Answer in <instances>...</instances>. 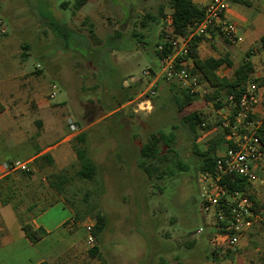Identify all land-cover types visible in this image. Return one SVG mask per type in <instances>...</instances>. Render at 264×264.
<instances>
[{
  "label": "rangeland",
  "instance_id": "374dc122",
  "mask_svg": "<svg viewBox=\"0 0 264 264\" xmlns=\"http://www.w3.org/2000/svg\"><path fill=\"white\" fill-rule=\"evenodd\" d=\"M62 1L0 0V28H5L0 37L30 46L31 68L39 61L46 78L57 86V95L50 99L57 107L56 115L63 123L73 115L79 126L77 135L87 133L85 143L76 140L77 135L69 141L71 150L85 145L97 163L96 182L77 181V196L68 194L85 215L72 225L78 243L46 264H264V154L258 166L262 183L251 188L259 201L257 218L237 252L217 249L214 255V225L203 210L199 159L194 152V144L206 150L221 134L222 115L216 111L215 102L201 93L207 91L206 84L199 80V97L193 107L184 110L203 113L205 126H198L196 131L183 122L169 80L157 81L160 91L154 95L150 111L137 109L138 95L151 80L142 79V66L159 68L155 49L167 40L165 32H170L168 18L155 23L148 15L157 16L163 5L169 17L170 0H102L99 5L87 4L81 10L62 7ZM116 32L124 38H112ZM132 77L137 80L132 89L137 94L131 103L114 115H103L121 83L124 87V80L130 85L135 83ZM158 129L176 134L173 147L187 165L186 170L175 167L174 175L165 174L158 180L161 188L151 184L136 167L139 147ZM76 163L78 166L79 159ZM33 168L30 165L31 176L24 171L15 173L20 177L17 185L30 181L41 187L51 168ZM87 189L93 193L82 203ZM24 204L18 209L19 218L30 222L42 207L28 208ZM99 211L105 216L106 226L98 240L91 243L86 224L95 222ZM59 215L64 211L56 209L49 217ZM94 245L98 246L96 256L90 254Z\"/></svg>",
  "mask_w": 264,
  "mask_h": 264
},
{
  "label": "crops",
  "instance_id": "0c3cea01",
  "mask_svg": "<svg viewBox=\"0 0 264 264\" xmlns=\"http://www.w3.org/2000/svg\"><path fill=\"white\" fill-rule=\"evenodd\" d=\"M101 1L91 0L87 4L95 6ZM193 1L205 6L211 0ZM61 6L74 7V1L63 0ZM227 14L236 24L241 40L232 42L219 30L212 29L198 44L199 56L202 59L226 56L232 64H222L217 74L229 80L234 78L235 68L249 60L254 67L252 77L260 80L264 87V49L260 46V38L264 34V0H234L230 3ZM52 24L56 25L54 22ZM2 29L5 28H0V35ZM111 37L117 40L124 38L118 32ZM19 45L6 37H0V162L20 160L28 162L36 171H40L43 168L38 167L36 161L42 155L49 154L54 164L45 165L44 169L46 167L51 169L44 176L41 187L33 186L30 181L26 183L22 181L20 187L17 185L20 177L14 176L16 172L8 175V180L1 179L0 264H43L62 255L66 248H72L78 243L74 237L75 232L72 231L74 229L72 225L75 224L74 214L66 198L68 194L79 191L77 181L80 183L86 181L77 174L81 165L78 163L77 166V155L71 150L69 143L77 132L72 133L66 124L69 117H73L76 123L77 120L73 115H69L63 123L56 115L57 107L51 104L50 99L57 93L51 97L49 92V89L53 90V81L46 78L39 61L31 68L28 62L30 46ZM37 64L41 66L38 68ZM185 64L187 68L192 67V59L185 60ZM147 65L151 66L153 71L157 70L154 66ZM145 66H142V70ZM144 78L146 77L142 75V79ZM132 80L135 83L130 85L129 80H124V85L133 89L137 80L133 77ZM130 92L137 94L136 91ZM130 103L131 100L120 108ZM195 103L190 106L193 107ZM120 108L109 114L114 115L113 113L118 112ZM216 111L222 117L232 111V102L229 98L228 101H224L223 106L216 107ZM260 111L259 107L256 108L257 114L254 117H259ZM220 131L221 134L214 141L216 155L224 151V135L221 128ZM40 173L43 175L42 171ZM23 183L25 184L22 185ZM24 202L28 204L26 205L28 208L42 207V210L30 218V223L34 227H42L47 232L36 243L27 237L20 223L18 209ZM56 209L64 211V215H59L58 218L49 217Z\"/></svg>",
  "mask_w": 264,
  "mask_h": 264
},
{
  "label": "built area",
  "instance_id": "2783aa9c",
  "mask_svg": "<svg viewBox=\"0 0 264 264\" xmlns=\"http://www.w3.org/2000/svg\"><path fill=\"white\" fill-rule=\"evenodd\" d=\"M234 0H211L204 6L203 19L186 35L168 33L167 40L171 50L159 59V68L155 71L147 65L142 75L151 79L148 88L138 97L137 109L148 110L153 108L152 97L156 94L159 79L179 80L191 93L199 92V80L192 77L185 64L186 57L191 49V40L194 36H205L210 30H219L225 38L238 42L241 37L236 24L229 18L227 9ZM4 32L5 29H2ZM162 50L163 46L160 45ZM41 65L37 64L39 68ZM51 97L56 95V85H52ZM206 93V90L201 91ZM233 101V96H229ZM260 108L259 117H254ZM264 120V87L254 77L247 83L246 89L239 98L237 110L230 111L221 119L220 128L224 135V151L217 155L212 170L199 172V195L204 212L213 220L214 233L211 238L213 250L220 249L225 253H235L246 232L257 218L254 201L250 193L245 190H230L222 180L225 176L238 175L246 178L252 185L262 183L258 173L259 162L264 154V144L257 134V130ZM72 133L79 131L73 117L67 119ZM205 126L203 122L201 124ZM28 162L20 160H5L0 162V180L17 171H29ZM75 222V220H73ZM95 222L86 224L89 232V241H95L92 229ZM202 228L200 229V232Z\"/></svg>",
  "mask_w": 264,
  "mask_h": 264
},
{
  "label": "trees",
  "instance_id": "16d2710c",
  "mask_svg": "<svg viewBox=\"0 0 264 264\" xmlns=\"http://www.w3.org/2000/svg\"><path fill=\"white\" fill-rule=\"evenodd\" d=\"M75 10H80L91 0H73ZM170 6L172 12L167 17L164 13V6L160 5L158 9V15H148L155 23L163 22L164 19L168 18L172 34L186 35L193 27H195L204 17V6H200L193 0H170ZM165 34L169 35L165 32ZM134 36H138L137 33H133ZM203 39V36H194L191 40V49L189 54L184 57V60L192 59V67H188L189 73L192 77L202 80L207 83V91L205 93V98L215 102V106L220 108L223 106L224 101H228L229 96H233L232 101V111L237 110V103L239 98L246 89L249 79L252 77L254 72V67L251 61L246 60L235 68L234 78L229 80L227 78H222L217 74L218 68L226 63L231 65V61L226 56H221L218 58L208 57L202 59L198 54V44ZM162 45L163 49L160 50L159 46ZM260 46L264 49V34L260 38ZM171 50V44L168 40L164 41L162 44H158L155 49V54L158 59L163 57L166 53ZM256 81L261 85L260 80ZM169 90L171 91L172 98L177 104L178 112L181 114L183 122H186L192 131H196L198 126L204 122L203 113L198 110H192L190 112L184 113L185 108L192 105L199 97L197 92L191 93L190 89L184 87L182 83L177 80H170ZM132 87H124L121 83L120 87L111 96L114 99L110 103L106 110L102 113L107 115L114 110L120 108L124 103L130 101L134 97V93H131ZM160 91V88L156 87V93ZM154 96L152 97L153 102ZM115 111L113 114H116ZM257 134L264 144V120L261 126L257 130ZM76 140L81 143L87 141V133L82 132L77 135ZM176 134L173 131H165L163 129H158L149 134L148 139L141 144L139 147V158L136 163V167L148 178L151 184H156L159 186L158 180H161L165 174L174 175V168L178 170H186L187 165L183 163L178 152L174 149L173 145L175 143ZM77 158L80 161L81 168L78 171V175L89 183H95L97 180V163L95 160L89 156L87 147L85 145L74 147ZM194 152L199 159L198 170H212L214 168L215 161L217 159L215 142L212 141L208 149L202 151L194 144ZM36 164L40 168H44L45 165L53 166L54 160L49 154L42 155ZM166 165L163 167V165ZM172 166V167H171ZM168 168V169H167ZM26 175H32V171H24ZM4 181L9 179V176L3 178ZM0 180V187H1ZM223 183H227L230 190H245L250 193L251 198L254 201V209L258 211L257 207L259 201L256 199L255 194L251 193L252 184L244 177L233 175L225 176L222 180ZM161 188V187H160ZM98 190H96L97 192ZM93 193L92 190L87 189L82 198V203H86L88 198ZM2 194L0 188V195ZM77 196V193L72 195L73 198ZM66 202L72 206L75 211V222L84 218L85 215L81 214V210L78 206L74 205V201L71 198H66ZM20 223L23 231L27 237L34 243L40 241L47 232L42 227H34L30 222L23 221L20 219ZM106 226V219L102 212H97L95 216V224L92 229V235L95 241L98 240L99 235ZM90 254L96 256L98 254V246L94 245L90 249ZM213 254L216 255V250H213ZM43 264H46L44 262Z\"/></svg>",
  "mask_w": 264,
  "mask_h": 264
}]
</instances>
